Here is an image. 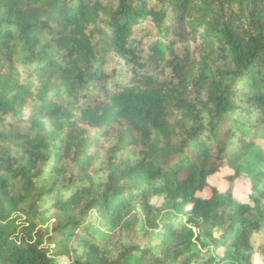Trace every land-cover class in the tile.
Returning <instances> with one entry per match:
<instances>
[{
	"label": "trees",
	"instance_id": "1",
	"mask_svg": "<svg viewBox=\"0 0 264 264\" xmlns=\"http://www.w3.org/2000/svg\"><path fill=\"white\" fill-rule=\"evenodd\" d=\"M0 264H264V0H0Z\"/></svg>",
	"mask_w": 264,
	"mask_h": 264
}]
</instances>
